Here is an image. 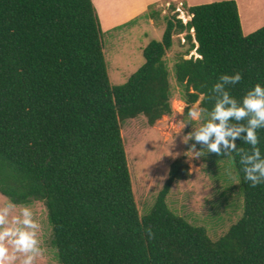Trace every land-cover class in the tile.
Masks as SVG:
<instances>
[{
    "label": "trees",
    "instance_id": "obj_1",
    "mask_svg": "<svg viewBox=\"0 0 264 264\" xmlns=\"http://www.w3.org/2000/svg\"><path fill=\"white\" fill-rule=\"evenodd\" d=\"M153 5L145 14L157 20ZM182 6L189 19L163 16L161 39L112 84L92 0H0V193L43 204L57 264H264V184L245 181L239 161L250 145L239 138L230 153L243 211L217 240L167 206L172 184L191 177L184 155L170 163L150 211L138 213L121 126L139 115L153 126L172 113L165 55L173 36L185 33L188 43L174 63L188 125L197 101L211 115L221 74L241 71L240 83L225 86L238 101L264 85V25L243 34L235 0ZM192 50L198 56L186 58ZM258 138L264 154V128Z\"/></svg>",
    "mask_w": 264,
    "mask_h": 264
},
{
    "label": "rangeland",
    "instance_id": "obj_2",
    "mask_svg": "<svg viewBox=\"0 0 264 264\" xmlns=\"http://www.w3.org/2000/svg\"><path fill=\"white\" fill-rule=\"evenodd\" d=\"M214 1L221 0H182L181 3L162 0L153 5L154 10H160L157 20L146 16L136 23L103 32V51L110 83L125 82L143 63L142 48L151 39L160 40L162 37L165 26L163 16L176 12L177 17L186 22L189 17L182 5ZM235 1L244 34L264 25V0ZM170 2L175 5V10L168 9ZM184 34L173 36V44L165 55L172 113L163 116L153 126L147 124L143 115L125 119L121 126V136L139 215L150 211L158 191L167 179L170 163L184 155L191 177L172 184L166 196L167 206L175 215L183 217L192 225L205 228L209 237L217 240L241 217L243 193L230 150L218 156L209 152L206 145L189 138L201 125L208 122L211 115L202 112L197 101L191 109L199 108V118L190 115L193 123L188 125L184 117V95L175 80L174 70L177 56L188 47ZM192 54L194 50L185 57ZM7 201L9 200L0 193V205ZM16 206L10 211L9 220L12 215H18L19 207L24 205ZM27 206L31 207L33 219L40 225L37 237L42 253L33 264H57L55 250L50 245L51 229L45 207L40 201H34ZM16 264H19V260Z\"/></svg>",
    "mask_w": 264,
    "mask_h": 264
},
{
    "label": "clouds",
    "instance_id": "obj_3",
    "mask_svg": "<svg viewBox=\"0 0 264 264\" xmlns=\"http://www.w3.org/2000/svg\"><path fill=\"white\" fill-rule=\"evenodd\" d=\"M242 79L243 75L239 70L219 76L213 85V91L220 96L211 112V118L189 138L206 145L209 152L218 156L228 150L236 151L238 138L250 145V150L242 155L239 163L242 165L245 181L255 187L264 184V154L258 147V130L264 128V85L255 84L238 101L229 94L225 86L236 85ZM189 114L198 119L200 110L198 107L191 109ZM230 120H246V125L229 126ZM16 207L12 201L0 205V264H16L17 260L19 264H33L42 253L37 237L40 225L33 219V210L27 205L19 207V214L12 215L9 220L10 211ZM145 232L151 239V227L146 228Z\"/></svg>",
    "mask_w": 264,
    "mask_h": 264
},
{
    "label": "crops",
    "instance_id": "obj_4",
    "mask_svg": "<svg viewBox=\"0 0 264 264\" xmlns=\"http://www.w3.org/2000/svg\"><path fill=\"white\" fill-rule=\"evenodd\" d=\"M160 1L162 0H92L103 32L136 23L142 17H146L145 13L150 4ZM167 1L182 2V0Z\"/></svg>",
    "mask_w": 264,
    "mask_h": 264
},
{
    "label": "built area",
    "instance_id": "obj_5",
    "mask_svg": "<svg viewBox=\"0 0 264 264\" xmlns=\"http://www.w3.org/2000/svg\"><path fill=\"white\" fill-rule=\"evenodd\" d=\"M176 9H177V10H180V8H178V7H177ZM194 56H198V55L194 52ZM189 57H190V56H189ZM182 104L184 105L183 102H182ZM183 105H182V106H183ZM184 107H185V105H184Z\"/></svg>",
    "mask_w": 264,
    "mask_h": 264
}]
</instances>
